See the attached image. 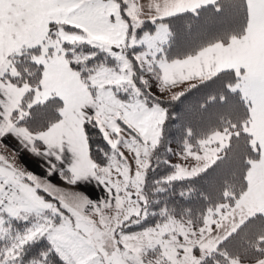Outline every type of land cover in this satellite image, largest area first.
<instances>
[{"label":"snow or ice","instance_id":"6c2138e0","mask_svg":"<svg viewBox=\"0 0 264 264\" xmlns=\"http://www.w3.org/2000/svg\"><path fill=\"white\" fill-rule=\"evenodd\" d=\"M0 264H264V0H0Z\"/></svg>","mask_w":264,"mask_h":264}]
</instances>
